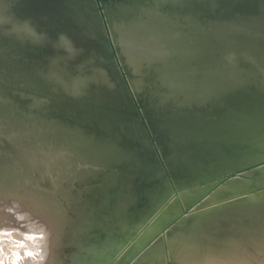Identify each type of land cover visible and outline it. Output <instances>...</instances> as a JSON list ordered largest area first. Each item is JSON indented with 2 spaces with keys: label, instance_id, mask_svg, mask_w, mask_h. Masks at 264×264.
I'll return each instance as SVG.
<instances>
[{
  "label": "bare ground",
  "instance_id": "1",
  "mask_svg": "<svg viewBox=\"0 0 264 264\" xmlns=\"http://www.w3.org/2000/svg\"><path fill=\"white\" fill-rule=\"evenodd\" d=\"M0 264H264V0H0Z\"/></svg>",
  "mask_w": 264,
  "mask_h": 264
},
{
  "label": "water",
  "instance_id": "2",
  "mask_svg": "<svg viewBox=\"0 0 264 264\" xmlns=\"http://www.w3.org/2000/svg\"><path fill=\"white\" fill-rule=\"evenodd\" d=\"M259 189H261V190H262V188H261V187H260ZM254 191H256V190H253V192H254ZM259 258H263V257H262V256H260Z\"/></svg>",
  "mask_w": 264,
  "mask_h": 264
}]
</instances>
